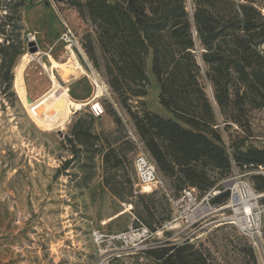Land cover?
Wrapping results in <instances>:
<instances>
[{
    "label": "trees",
    "instance_id": "obj_1",
    "mask_svg": "<svg viewBox=\"0 0 264 264\" xmlns=\"http://www.w3.org/2000/svg\"><path fill=\"white\" fill-rule=\"evenodd\" d=\"M52 1L75 9L92 24L102 68L89 37L83 44L85 54L101 71L175 196L186 188H194L202 196L235 169L264 166V148L249 142V115L264 109V15L256 0H190L191 13L188 0ZM30 2L0 0V94L13 95V70L23 55L22 11ZM148 61L159 88L157 101L169 118L151 112L141 100L150 86ZM131 99L137 101L134 108ZM108 114L119 128L116 113ZM220 125L224 132L235 126L241 134L226 144ZM93 127L91 115L73 123L64 138L70 157L54 171L53 179L72 178L67 172L72 169L82 173L87 168L83 159L99 155L101 189L131 205L132 210L136 206L133 200L138 199L143 212L148 213L143 203L146 196L135 195L132 184L124 179L126 150L95 135ZM101 141L106 146L98 148ZM85 180V186L75 187L89 190L91 176ZM251 180L254 191L264 193V178L254 175ZM227 199L228 193L223 192L212 203L223 205ZM152 218L137 213L140 225L155 232L161 223ZM245 251L250 263L256 264L253 248ZM146 254L155 264H207L204 255L187 242L166 243Z\"/></svg>",
    "mask_w": 264,
    "mask_h": 264
},
{
    "label": "rangeland",
    "instance_id": "obj_2",
    "mask_svg": "<svg viewBox=\"0 0 264 264\" xmlns=\"http://www.w3.org/2000/svg\"><path fill=\"white\" fill-rule=\"evenodd\" d=\"M255 5L264 15V0H256ZM191 9L188 0L187 11L191 13ZM22 26L23 55L13 70V95L0 94V264H155V260L146 254L149 250L166 243L179 245L184 242L199 250L207 264H251L245 251L249 246L253 248L256 264H264V212L256 246L225 221L226 215L221 212H215L192 228L173 225L171 229L153 234L150 238L143 234L144 238L136 241L113 240L112 237L124 232L133 235L137 230L149 231L140 225L137 213L159 221L161 226L157 230H160L171 219L169 203L160 193H138L133 170L136 148L129 139V132L135 134L134 128L101 71L89 61L83 48L89 37L95 44L101 69L102 61L92 24L66 5L52 0H31L22 11ZM66 29L80 43L75 57L78 58L81 51L80 64L84 74L58 69L59 72H54L56 82L68 90L74 101L86 102L93 97L97 93L94 82L101 88L106 86L108 95L103 94L88 102L79 111L71 109L57 125L45 128L40 125V120L50 111L43 112L40 107L48 97L46 94L50 90H47L52 87L46 56L57 48L59 62L71 65L60 41ZM30 43L34 46L29 47ZM33 49L36 51L30 53ZM26 55L34 56L23 71L25 94L33 102L31 106L23 105L14 85L17 66ZM47 58L53 60L49 55ZM147 67L150 86L147 97L141 100L151 112L169 118L157 101L159 88L150 73V61ZM202 83L206 84L204 80ZM129 103L134 108L137 101L131 99ZM94 105L103 110L99 117L91 111ZM109 111L115 112L120 119L119 128H116ZM88 115L94 118L95 135L103 136L108 143L126 150L124 179L132 184L135 195L146 196L143 203L148 206V213L143 212L138 199L133 200L136 206L132 210L131 205L118 202L101 189L103 173L99 155L92 160L83 159L82 163L87 168L82 173L76 169L67 171L76 178L60 176L53 179L54 171L70 157L65 136L77 119ZM249 121L252 131L249 142L257 148H264V109L251 112ZM222 127L220 125L226 144L236 134H241L235 126L227 132ZM97 145L98 148L105 147L106 143L101 141ZM234 171L244 175L254 190L251 170ZM209 174L217 178L215 172ZM86 176H91L89 190L77 189L75 186H85ZM159 177L169 185L167 180ZM260 203L264 204V198ZM153 225L157 226L155 222Z\"/></svg>",
    "mask_w": 264,
    "mask_h": 264
},
{
    "label": "built area",
    "instance_id": "obj_3",
    "mask_svg": "<svg viewBox=\"0 0 264 264\" xmlns=\"http://www.w3.org/2000/svg\"><path fill=\"white\" fill-rule=\"evenodd\" d=\"M60 41L67 56V61L74 60L75 52L80 48L77 38L69 29H66L61 34ZM261 49L264 50V44ZM94 86L96 92L99 91L100 96L103 94L108 95L106 86L103 85L101 88L97 82H94ZM91 111L95 117H99L103 113L99 105L91 106ZM129 139L136 148L133 170L136 187L139 188L138 193H160L164 195L172 214L171 219L160 230L155 232L146 229L137 230L133 235L124 232L112 237L113 240L136 241L137 239L140 240L143 234L150 238L153 234L171 229L173 225L182 226L185 229L192 228L215 212H221L226 215L225 221L232 225L241 236L249 239L256 246L260 237L261 216L264 212V204H261L260 200L264 198V193H256L245 180L244 175L234 171L230 177L220 182L216 188L202 196L194 188L183 189L175 196L159 177L154 163L145 154L143 143L132 132H129ZM251 173L264 178V166L252 169ZM145 189H148L147 192H144ZM223 192L228 193L227 201L223 205L213 204L212 199Z\"/></svg>",
    "mask_w": 264,
    "mask_h": 264
},
{
    "label": "bare ground",
    "instance_id": "obj_4",
    "mask_svg": "<svg viewBox=\"0 0 264 264\" xmlns=\"http://www.w3.org/2000/svg\"><path fill=\"white\" fill-rule=\"evenodd\" d=\"M34 59V56L32 55H26L22 57L19 65L17 66L16 69V79H15V87L17 89V92L21 98V101L24 106H31L33 102L27 99L26 94H25V86H24V80H23V71L26 67V65ZM50 65L52 69H64L67 72H75V73H82L84 74V71L82 67L77 63V59L74 56L73 61H68L71 62L70 66L66 67H60L58 64L50 61ZM50 82H51V88L50 91L46 94L48 97L46 98L45 102L43 105L40 107V110L45 112V111H50L47 113L50 114H45V117L40 120V125L45 127V128H51L59 122V120H62L63 118L66 117L68 113H70L71 109H74L76 111L81 110L83 107H86L89 103L88 102H78L74 101L70 98L69 94L67 91L59 86L54 78L53 75H50ZM100 96L99 91L93 96L92 100L97 99ZM52 111V113H51ZM42 112V113H43ZM148 189H145L144 192H147ZM260 245H258L259 247Z\"/></svg>",
    "mask_w": 264,
    "mask_h": 264
},
{
    "label": "crops",
    "instance_id": "obj_5",
    "mask_svg": "<svg viewBox=\"0 0 264 264\" xmlns=\"http://www.w3.org/2000/svg\"><path fill=\"white\" fill-rule=\"evenodd\" d=\"M40 30V29H39ZM51 56L52 57V59L54 60V61H56V62H54L53 60V62L54 63H56V64H58V63H60L59 62V57H60V53H59V50L57 49V48H55V51L52 53V54H47V56ZM47 56H46V62H47V64H48V66H49V68H50V70H49V72H50V74L48 75L49 76V81H50V75H53L54 77H55V75H54V72L55 73H57V72H59L58 71V69H52L51 68V65H50V62H49V60H48V58H47ZM77 57L78 58H76L77 59V63L81 66V64H80V58L82 59V53H81V51H79L78 52V55H77ZM46 66V65H45ZM58 66H60L61 68L62 67H66V66H68V63L66 64V63H60V64H58ZM82 67V66H81ZM45 69H46V67H44ZM47 70V69H46ZM80 74V73H79ZM58 75V74H57ZM77 76H79V75H77ZM56 80V79H55ZM51 83V82H50ZM58 84V83H57ZM67 92H68V90L66 89V88H64ZM50 89H48L47 91H49ZM46 91V92H47ZM69 94V93H68ZM92 99H93V97H91L89 100H87L86 102H91L92 101ZM116 214H118V213H116ZM116 214L115 215H113V216H116Z\"/></svg>",
    "mask_w": 264,
    "mask_h": 264
},
{
    "label": "water",
    "instance_id": "obj_6",
    "mask_svg": "<svg viewBox=\"0 0 264 264\" xmlns=\"http://www.w3.org/2000/svg\"><path fill=\"white\" fill-rule=\"evenodd\" d=\"M28 46H29V47H30V46H34V44H33V43H30ZM35 51H36V50L33 49V50L30 51V53H34ZM209 91H210V88H209ZM27 99H28V98H27ZM28 100H29V99H28ZM29 101H30V100H29Z\"/></svg>",
    "mask_w": 264,
    "mask_h": 264
}]
</instances>
